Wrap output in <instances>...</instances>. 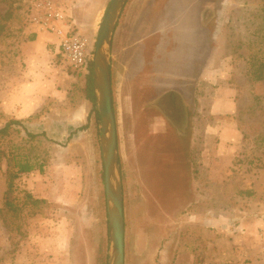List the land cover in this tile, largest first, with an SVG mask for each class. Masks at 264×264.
<instances>
[{
    "label": "rangeland",
    "instance_id": "374dc122",
    "mask_svg": "<svg viewBox=\"0 0 264 264\" xmlns=\"http://www.w3.org/2000/svg\"><path fill=\"white\" fill-rule=\"evenodd\" d=\"M35 2L0 0V128L20 121L0 134V264H108L101 131L93 108L85 122L72 127L70 99L50 100L40 112L19 118L5 106L24 75L21 45L31 37ZM109 2L64 0L78 26L97 23L92 52ZM109 53L125 264H264V205L259 203L264 176L258 189L246 192L253 194V204L242 202L243 219L226 213L228 220L215 226L218 239L212 246V234L199 226L194 207L203 205L197 184L203 162L190 145L193 116L207 112L219 87L215 80L200 81L198 72L210 63L224 72L231 69L236 73L231 81L238 84L236 118L245 139L253 140L248 169L256 183L263 173L264 79L252 74L264 61V0H129ZM178 108L188 113V119H179L186 129L172 121ZM20 161H29L34 170L19 173ZM10 177L13 207L5 204ZM29 193L46 201L34 204Z\"/></svg>",
    "mask_w": 264,
    "mask_h": 264
},
{
    "label": "crops",
    "instance_id": "0c3cea01",
    "mask_svg": "<svg viewBox=\"0 0 264 264\" xmlns=\"http://www.w3.org/2000/svg\"><path fill=\"white\" fill-rule=\"evenodd\" d=\"M72 20L77 24L76 19ZM76 26L74 30L77 28L88 39L91 47L97 23L91 28H82L78 24ZM29 30L33 38L29 37L21 45V58L26 64L21 85L13 90L12 95L5 101V106L8 112L19 118L40 112L50 100L65 102L70 99L72 104L67 113L72 115V127H76L87 120L88 110L93 106L86 91L90 71L76 73L69 69L60 52L57 35L32 23ZM217 66L210 63L198 72L200 81H218L219 87L212 93L207 112L202 109V112L193 116V137L190 143L197 161L203 162V165L199 166L197 179L199 202L203 205L194 207L200 216L199 226L205 227V231L212 234V240L208 241L212 246L217 244L218 239L213 236L215 226L221 223L222 219L228 220L226 213L235 220L243 219L238 213L242 205L247 202L253 204L249 202L253 194L247 196L246 192L258 189L260 185L257 184H260L261 177L264 176L262 168L263 173L256 175V178L259 177L256 183L254 171L250 172L248 169L247 157L253 153L250 149L253 140L245 139V132L236 118L239 112L238 84L235 86L231 81L236 77V73L231 69L224 72ZM180 113V120L182 117L184 120L188 119V113L182 110ZM179 119L172 118L174 125L186 129L187 124L183 126ZM262 202L264 205V200L259 203ZM192 210L194 211V208ZM186 253L191 255L189 251Z\"/></svg>",
    "mask_w": 264,
    "mask_h": 264
},
{
    "label": "water",
    "instance_id": "95a60500",
    "mask_svg": "<svg viewBox=\"0 0 264 264\" xmlns=\"http://www.w3.org/2000/svg\"><path fill=\"white\" fill-rule=\"evenodd\" d=\"M128 1L110 0L92 56V83L100 115V146L109 223L108 264H125L126 260L125 201L109 52L118 21Z\"/></svg>",
    "mask_w": 264,
    "mask_h": 264
},
{
    "label": "built area",
    "instance_id": "2783aa9c",
    "mask_svg": "<svg viewBox=\"0 0 264 264\" xmlns=\"http://www.w3.org/2000/svg\"><path fill=\"white\" fill-rule=\"evenodd\" d=\"M32 24L58 36L60 52L68 66L76 73H89L92 49L88 39L70 20L64 0H37L29 17Z\"/></svg>",
    "mask_w": 264,
    "mask_h": 264
},
{
    "label": "trees",
    "instance_id": "16d2710c",
    "mask_svg": "<svg viewBox=\"0 0 264 264\" xmlns=\"http://www.w3.org/2000/svg\"><path fill=\"white\" fill-rule=\"evenodd\" d=\"M31 38H33L32 35H31L30 39ZM252 75H254L255 78L258 79V80L264 79V61L262 63H260L258 68H256L254 70ZM86 91H87V97L92 102V105H93L92 107H93V110L95 112V116L98 119V121H100V115H99V112H98V109H97L96 98H95V95H94L93 83H92V64H91V67H90V74L88 76V85H87ZM170 97H171L172 101H174V98L172 97V95ZM114 104H115V101H114ZM115 111H116V109H115ZM180 111H181L180 108L175 110L174 113H177L175 118L178 117V119H179L181 117V116H179L181 114ZM174 113H172V114H174ZM14 123L19 124L20 121L14 119V120L8 122L3 128H0V134H2V135L6 134V132L9 129V127L12 124H14ZM29 135L32 136V137L36 136V135L32 134L31 132L29 133ZM32 170H34V166L31 163H29V161H20L19 162V173L20 172H30ZM103 181H104V172H103ZM13 186H14L13 177H10V179L8 181L7 190H6V193H5V196H6L5 204H6V206H9V207H13L12 202L9 201V198H8L9 194L13 191ZM27 196L31 200V202L34 203V204H38V203H42V202L46 201L45 199L35 198L30 193ZM35 213H36L35 211H33V210L31 211V214L34 215ZM107 259H108V255L106 256L105 262L107 261Z\"/></svg>",
    "mask_w": 264,
    "mask_h": 264
}]
</instances>
